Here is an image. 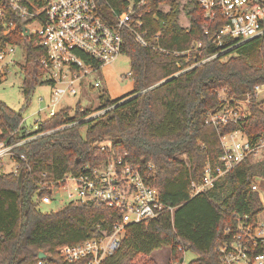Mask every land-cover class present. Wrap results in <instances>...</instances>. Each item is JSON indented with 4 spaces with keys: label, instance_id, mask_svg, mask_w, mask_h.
<instances>
[{
    "label": "trees",
    "instance_id": "trees-1",
    "mask_svg": "<svg viewBox=\"0 0 264 264\" xmlns=\"http://www.w3.org/2000/svg\"><path fill=\"white\" fill-rule=\"evenodd\" d=\"M100 2L111 23L112 9L122 12L125 8L124 0ZM136 14L143 22L140 29L147 31L149 45L143 46L126 28L134 90L118 99L102 94L96 110L79 101L31 133L23 132V111L30 104L33 89L48 82L38 62L45 50L24 39L21 28L10 36L24 44L25 63L20 65L26 103L15 110L0 100V141L14 144L30 135L38 136L14 148L28 158L18 173L0 171V264H32L41 251L54 263L70 264L61 257L60 248L112 235L122 213L116 207L70 202L45 212L35 202L39 191L40 195L51 194L43 187L44 181H58L67 173H90L112 154L126 153L136 163L153 162L154 169L148 171L151 183L159 189L162 200L176 210L173 217L162 215L148 224H127L119 247L105 264H158L151 254L163 246L171 247L166 264L182 261L185 251L198 256L189 264H222L218 247L231 237L227 227L235 224V215L255 214L261 209L252 185L260 176L264 188V156L244 159L211 188L194 196L192 182L204 180L208 165L214 170L220 165L225 135L241 130L251 141L264 137V100L256 93V87L264 83V35L245 42L224 38L221 46L213 45L206 53L221 54L189 68L194 59L187 61L174 52L200 41L210 43L222 27L212 25L206 33L198 0H147ZM155 46L170 53L155 50ZM225 87L237 100H248L246 117L227 124L207 122L211 113L222 108L217 91ZM104 109L108 110L92 117ZM106 140L110 145L104 143Z\"/></svg>",
    "mask_w": 264,
    "mask_h": 264
},
{
    "label": "built area",
    "instance_id": "built-area-1",
    "mask_svg": "<svg viewBox=\"0 0 264 264\" xmlns=\"http://www.w3.org/2000/svg\"><path fill=\"white\" fill-rule=\"evenodd\" d=\"M124 1L122 12L112 9L114 23H111L105 17L100 0H0V82L12 72V66H17L21 72L20 64L25 63L24 44L10 37L18 28H21L24 39L33 40L36 46L45 50L38 62L45 69L43 79L48 81L51 90L48 104L37 112L39 119L36 129L64 108L58 109V106L67 97L79 93L77 87L99 68L93 61L101 67L127 53L126 28L133 32L143 46L149 45L147 31L140 29L143 22L136 18L137 9L145 5L147 0ZM198 3L204 12L206 33H209L212 25L222 27L210 43L200 41L187 50L174 52L175 56L185 57L187 61L194 59L189 68L221 54L215 52L207 55L208 49L213 45L221 46L224 38L245 42L264 35V0H198ZM23 26L29 30V36L24 34ZM154 49L170 53L159 46ZM83 54L90 58V62ZM177 64L180 66L179 61ZM90 86L99 87L100 83L96 81ZM263 90L264 83L256 87L257 95ZM217 95L222 108L211 113L207 122L227 124L246 117L244 108L248 100H237L226 87L219 89ZM45 100L48 101L45 96H39V101ZM108 109L96 114H103ZM43 113L46 114L45 118ZM36 136L30 135L14 144L0 141V171L18 173L21 163H26L28 158L25 154L16 153L14 148ZM222 145L224 153L220 165L216 170L208 165L204 180L201 183L192 182L193 196L211 188L220 176L244 159L258 160L264 156V137L251 141L241 130L225 135ZM7 159L15 162V167L10 171L4 169ZM154 166L151 161L133 162L126 153L112 154L90 173H67L58 181L43 182V187L49 188L51 194L40 195L39 191L35 196L39 206L58 203L60 192L65 191L66 202L61 205L99 202L122 211L112 235L60 248L58 252L66 262L105 264L106 258L119 247L127 224H148L162 215L174 216L176 207L165 203L159 189L151 183L148 171H152ZM261 183L262 177L256 176L252 185V189L259 194L261 209L255 214H236L235 224L227 227L231 237L218 247L222 264H264V188ZM49 257L47 253L45 258H39L32 264H57ZM189 262L184 256L176 264Z\"/></svg>",
    "mask_w": 264,
    "mask_h": 264
},
{
    "label": "rangeland",
    "instance_id": "rangeland-1",
    "mask_svg": "<svg viewBox=\"0 0 264 264\" xmlns=\"http://www.w3.org/2000/svg\"><path fill=\"white\" fill-rule=\"evenodd\" d=\"M182 20L187 25L189 23L187 17L184 15ZM20 54V53H19ZM19 54L17 55L18 59ZM22 60V59H21ZM130 56L128 54H122L118 56L113 62L103 64L98 69L89 74L82 82L81 86L77 87L79 93L76 96L67 97L58 109L64 106L74 107L77 102L80 101L84 107L96 110L101 105V95L107 93L112 99H118L130 94L134 90V82L130 75ZM24 75L20 72L17 66H12V72L0 82V100L4 101L8 106L15 110H20L26 103V96L23 90ZM100 83L99 87H91L95 82ZM50 85L40 84L37 85L30 97L29 106L23 111L24 122L22 124L23 132L34 131L39 115L37 112L42 109L49 102L50 97ZM45 96L48 101H39V96ZM260 100H264V90L258 94ZM243 103V107H244ZM99 111L93 113L92 117L98 115ZM42 116L45 118L46 114ZM82 134H86V127L82 128ZM106 145H110V140L104 142ZM15 167V162L11 159H7L4 165L5 171H10ZM60 201L54 204H41L40 207L43 211L48 212L51 210H57L62 207L66 202L65 191L60 192ZM124 237V233L121 236V240ZM171 255V247L163 246L156 249L151 256L157 261L158 264H166L168 258ZM197 254L192 251H187L185 259L191 261L197 258ZM128 259H125V263Z\"/></svg>",
    "mask_w": 264,
    "mask_h": 264
},
{
    "label": "water",
    "instance_id": "water-1",
    "mask_svg": "<svg viewBox=\"0 0 264 264\" xmlns=\"http://www.w3.org/2000/svg\"><path fill=\"white\" fill-rule=\"evenodd\" d=\"M23 31L26 36H29V30L25 26H23ZM21 180H22V173L19 174V182H21ZM46 256L47 253L45 251H41L39 253V258H45Z\"/></svg>",
    "mask_w": 264,
    "mask_h": 264
}]
</instances>
